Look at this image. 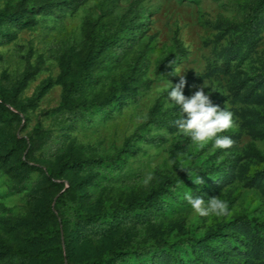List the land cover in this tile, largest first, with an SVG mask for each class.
Instances as JSON below:
<instances>
[{"label": "rangeland", "instance_id": "1", "mask_svg": "<svg viewBox=\"0 0 264 264\" xmlns=\"http://www.w3.org/2000/svg\"><path fill=\"white\" fill-rule=\"evenodd\" d=\"M180 76L231 148L175 126ZM87 259L264 264V0H0V264Z\"/></svg>", "mask_w": 264, "mask_h": 264}, {"label": "clouds", "instance_id": "2", "mask_svg": "<svg viewBox=\"0 0 264 264\" xmlns=\"http://www.w3.org/2000/svg\"><path fill=\"white\" fill-rule=\"evenodd\" d=\"M186 85L184 76H180L179 82L173 85L171 82L165 86L168 99L178 106L182 118L175 121V126L182 133L189 134L194 142H204L214 139V147L220 149L231 148L234 141L228 136H217L233 126V114L226 107L221 109L213 105L210 97L205 94V85L198 86V90L191 97L183 94ZM186 114V118H185ZM189 176L193 183L201 185L204 183L199 176ZM185 200L195 213L201 217L210 214L227 215L228 206L225 201L218 196H213L205 201L200 196L185 194Z\"/></svg>", "mask_w": 264, "mask_h": 264}, {"label": "trees", "instance_id": "3", "mask_svg": "<svg viewBox=\"0 0 264 264\" xmlns=\"http://www.w3.org/2000/svg\"><path fill=\"white\" fill-rule=\"evenodd\" d=\"M70 187L68 186L66 189H64L63 190V192H65V191H69L70 189H69ZM85 233H81V236H83L82 238H83V241H85L86 239H85V235H84ZM82 238H81V240H82ZM86 254L88 255L87 257H90L91 255H89V252H86ZM84 264H95V262H94V259L93 260H86L85 261V263Z\"/></svg>", "mask_w": 264, "mask_h": 264}]
</instances>
